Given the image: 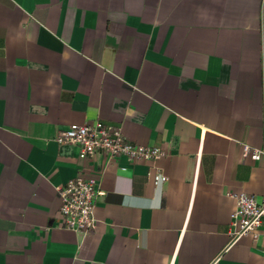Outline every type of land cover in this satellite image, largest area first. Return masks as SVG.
I'll return each instance as SVG.
<instances>
[{"label":"crops","instance_id":"1","mask_svg":"<svg viewBox=\"0 0 264 264\" xmlns=\"http://www.w3.org/2000/svg\"><path fill=\"white\" fill-rule=\"evenodd\" d=\"M95 120L162 146L168 180L108 164L81 235L57 187L105 159L55 137ZM245 145L264 148V0H0V264H264L229 236L228 193L264 195Z\"/></svg>","mask_w":264,"mask_h":264},{"label":"built area","instance_id":"2","mask_svg":"<svg viewBox=\"0 0 264 264\" xmlns=\"http://www.w3.org/2000/svg\"><path fill=\"white\" fill-rule=\"evenodd\" d=\"M121 125L95 120L84 124L73 123L70 127L58 132L55 140L59 144H71L79 149L78 159L87 162L101 155L105 165L92 168L90 176L78 174L66 184L57 187L60 199L61 217L58 226L81 235L90 234L96 229L95 211L104 192L101 189V179L105 167L112 162H119L125 157L130 164L139 161H151L147 175L156 185L168 180L157 161L165 155L162 146H146L135 144L125 136ZM243 157L253 161L264 160V148H253L245 145ZM82 167V166H81ZM126 167H123V169ZM236 201V207L231 214L230 242L243 236H250L254 243H260L264 252V195L258 197L246 192L228 193Z\"/></svg>","mask_w":264,"mask_h":264}]
</instances>
